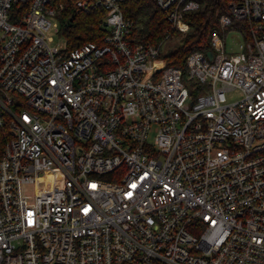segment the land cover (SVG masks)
I'll return each instance as SVG.
<instances>
[{"label": "built area", "instance_id": "obj_1", "mask_svg": "<svg viewBox=\"0 0 264 264\" xmlns=\"http://www.w3.org/2000/svg\"><path fill=\"white\" fill-rule=\"evenodd\" d=\"M125 1L0 0V264H264V0L186 71L161 45L202 0H155L157 45ZM68 3L104 10L101 41L50 44Z\"/></svg>", "mask_w": 264, "mask_h": 264}, {"label": "trees", "instance_id": "obj_2", "mask_svg": "<svg viewBox=\"0 0 264 264\" xmlns=\"http://www.w3.org/2000/svg\"><path fill=\"white\" fill-rule=\"evenodd\" d=\"M231 1L233 0H202L200 9L185 13L184 19L190 24L189 31L173 47L162 52L161 57L168 64L180 66L186 71V58L191 52L213 50L211 36L214 31L221 32L219 15L228 11ZM122 7L125 17L134 22L130 36L137 42L157 45L168 31H172L166 13L155 0H126ZM103 16V9L83 12L68 3L66 11L60 17L59 30L67 48L72 49L87 41H101L108 32L103 25ZM242 25L239 21L234 22L225 31ZM1 130L0 146L7 138Z\"/></svg>", "mask_w": 264, "mask_h": 264}, {"label": "rangeland", "instance_id": "obj_3", "mask_svg": "<svg viewBox=\"0 0 264 264\" xmlns=\"http://www.w3.org/2000/svg\"><path fill=\"white\" fill-rule=\"evenodd\" d=\"M48 36L51 37L49 42L52 46H61L65 42L64 37L59 36L53 29L48 32ZM180 38L181 37L179 34H173L169 38H166L161 45V50L163 52H166L169 48L173 47V45L179 42ZM224 42L227 52H236L239 50L238 45L242 42V40L236 32H233V30H229L226 34ZM228 96L230 98H233L237 96V93H232Z\"/></svg>", "mask_w": 264, "mask_h": 264}, {"label": "water", "instance_id": "obj_4", "mask_svg": "<svg viewBox=\"0 0 264 264\" xmlns=\"http://www.w3.org/2000/svg\"><path fill=\"white\" fill-rule=\"evenodd\" d=\"M208 56H209V57H212V53H211V52H208Z\"/></svg>", "mask_w": 264, "mask_h": 264}]
</instances>
